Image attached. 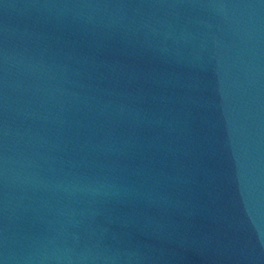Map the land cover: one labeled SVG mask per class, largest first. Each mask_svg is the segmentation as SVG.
<instances>
[{"label": "water", "instance_id": "water-1", "mask_svg": "<svg viewBox=\"0 0 264 264\" xmlns=\"http://www.w3.org/2000/svg\"><path fill=\"white\" fill-rule=\"evenodd\" d=\"M0 264H264V0H0Z\"/></svg>", "mask_w": 264, "mask_h": 264}]
</instances>
